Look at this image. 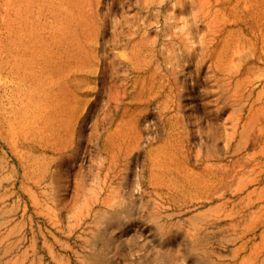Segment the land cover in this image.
Returning a JSON list of instances; mask_svg holds the SVG:
<instances>
[{
    "label": "rangeland",
    "instance_id": "374dc122",
    "mask_svg": "<svg viewBox=\"0 0 264 264\" xmlns=\"http://www.w3.org/2000/svg\"><path fill=\"white\" fill-rule=\"evenodd\" d=\"M21 3L0 264H264V0Z\"/></svg>",
    "mask_w": 264,
    "mask_h": 264
},
{
    "label": "bare ground",
    "instance_id": "6f19581e",
    "mask_svg": "<svg viewBox=\"0 0 264 264\" xmlns=\"http://www.w3.org/2000/svg\"><path fill=\"white\" fill-rule=\"evenodd\" d=\"M6 1V10L7 13L9 15V17H14L18 14L19 10H21V8L23 7V4L21 3V0H5ZM11 23L13 22V20H9ZM192 119V118H191ZM195 118H193L192 120H194ZM108 245L110 246V244H115L114 240H109ZM104 244V243H103ZM159 256L164 259L166 261V259L168 261H170L169 264H172V261L174 259H176L175 255L170 251L169 248L167 247H162L161 248V252L159 254ZM109 255H105V258H108ZM109 264H116L115 262H109Z\"/></svg>",
    "mask_w": 264,
    "mask_h": 264
}]
</instances>
